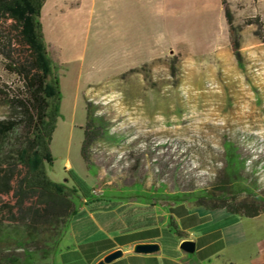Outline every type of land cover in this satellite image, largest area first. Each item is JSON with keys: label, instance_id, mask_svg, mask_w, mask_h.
<instances>
[{"label": "rangeland", "instance_id": "rangeland-1", "mask_svg": "<svg viewBox=\"0 0 264 264\" xmlns=\"http://www.w3.org/2000/svg\"><path fill=\"white\" fill-rule=\"evenodd\" d=\"M38 20L61 96L53 181L92 191L103 172L194 205H264V0H43ZM0 79H13L1 63ZM227 143L242 163L231 176ZM209 213L217 253L199 264H260L264 212ZM24 234L0 225V251L22 253Z\"/></svg>", "mask_w": 264, "mask_h": 264}, {"label": "trees", "instance_id": "trees-1", "mask_svg": "<svg viewBox=\"0 0 264 264\" xmlns=\"http://www.w3.org/2000/svg\"><path fill=\"white\" fill-rule=\"evenodd\" d=\"M42 1L0 0V63L13 78L8 83L0 79V225L25 233L16 241L22 253L0 251V264H55L59 244L83 198L75 188L53 181L46 170L61 96L38 20ZM225 16L230 24L229 12ZM86 117L90 118L88 108ZM97 133L98 128L91 129L87 121L80 145L87 169L88 147ZM234 149L233 143L225 145L230 176L242 164ZM207 208H223L244 217L264 212V205L247 203ZM167 227L178 238L186 237L172 218Z\"/></svg>", "mask_w": 264, "mask_h": 264}, {"label": "crops", "instance_id": "crops-1", "mask_svg": "<svg viewBox=\"0 0 264 264\" xmlns=\"http://www.w3.org/2000/svg\"><path fill=\"white\" fill-rule=\"evenodd\" d=\"M95 175L101 187L78 191L83 197L80 209L59 244L55 264H199L217 253V247L213 249L218 244L213 235L217 228L201 227L215 209L174 200L173 191L163 192L135 178L119 184L121 177L116 174ZM170 218L187 233L172 247L161 236L162 232L175 235L167 227ZM186 239L194 241V252L180 249V242ZM145 242H156L159 250L148 254L133 251L136 243ZM116 249L122 250L120 257L101 263Z\"/></svg>", "mask_w": 264, "mask_h": 264}, {"label": "water", "instance_id": "water-1", "mask_svg": "<svg viewBox=\"0 0 264 264\" xmlns=\"http://www.w3.org/2000/svg\"><path fill=\"white\" fill-rule=\"evenodd\" d=\"M180 249H182L186 253H192L195 249V243L192 240L186 239L180 242L179 244ZM159 250V245L156 242H145V243H136L133 246V251L135 253H153ZM122 255L121 249H116L108 254H106L101 263H108L112 260L120 257Z\"/></svg>", "mask_w": 264, "mask_h": 264}]
</instances>
